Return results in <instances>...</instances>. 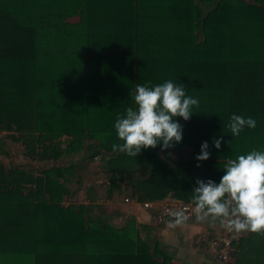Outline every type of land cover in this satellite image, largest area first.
<instances>
[{"label": "trees", "instance_id": "trees-1", "mask_svg": "<svg viewBox=\"0 0 264 264\" xmlns=\"http://www.w3.org/2000/svg\"><path fill=\"white\" fill-rule=\"evenodd\" d=\"M167 80L199 101L189 120L174 118L182 141L136 157L114 152L123 143L114 124L136 107V86ZM233 114L255 128L232 136ZM0 132V154L8 136L54 162L35 170L0 160V251L31 252L37 264H171L136 218L117 225L95 200H72L74 178L102 156L104 195L134 189L142 203L193 202L197 179L219 183L228 160L264 151V0H0ZM205 141L210 156L198 161ZM235 244L236 264H264V234Z\"/></svg>", "mask_w": 264, "mask_h": 264}, {"label": "clouds", "instance_id": "clouds-1", "mask_svg": "<svg viewBox=\"0 0 264 264\" xmlns=\"http://www.w3.org/2000/svg\"><path fill=\"white\" fill-rule=\"evenodd\" d=\"M134 102L136 107H128L126 114L118 116L114 127L122 144H113L114 152H125L136 157L142 149H162L173 147L182 141V125L175 117L189 120L193 107L199 106L198 99L186 94L181 83L167 80L154 86L137 85ZM256 120L233 114L229 129L232 136H238L247 128H255ZM217 149L221 139L214 138ZM208 142L201 145L198 161L210 156ZM199 166V165H197ZM225 174L219 183L209 179L206 182L197 179L193 189L192 208L198 221L220 224L230 232L237 234L252 232L264 234V151L253 149L246 155L230 159L224 165ZM173 217L170 227L182 225L189 219L184 209L169 210Z\"/></svg>", "mask_w": 264, "mask_h": 264}, {"label": "crops", "instance_id": "crops-1", "mask_svg": "<svg viewBox=\"0 0 264 264\" xmlns=\"http://www.w3.org/2000/svg\"><path fill=\"white\" fill-rule=\"evenodd\" d=\"M186 148H188L186 150H190V147L187 146ZM81 155L85 159L88 157V152ZM89 156L91 155L89 154ZM97 157H93V160H97ZM98 160L99 163L96 166H99L98 170L102 173V175L100 174L102 181L96 180V183H92V181L81 191V195L84 196V203H89L90 198L95 200L102 210L104 218L117 225H124L129 217L136 218L140 225L145 226V234L150 239H157L159 247L171 257V264H220L215 248L209 244L210 240L221 236L224 232V228L219 221H198L194 217V219L176 227H170V222L173 220L165 224H159L157 213L161 205L169 200L180 199L167 197L163 200L147 201L152 202L153 205L152 207H145L144 203L136 199L134 189H130L131 191L121 189L120 191H116L113 197L106 196L103 194V188L104 182L107 179L109 166L104 157L100 156ZM89 169L90 165H88L87 170ZM126 198L133 199V201H126ZM246 233H235L236 239L238 236ZM204 239L206 241L202 243ZM48 258L49 254H46L45 259L47 260ZM0 264L37 263L34 261V255L31 252L19 254L16 252L0 251Z\"/></svg>", "mask_w": 264, "mask_h": 264}, {"label": "rangeland", "instance_id": "rangeland-1", "mask_svg": "<svg viewBox=\"0 0 264 264\" xmlns=\"http://www.w3.org/2000/svg\"><path fill=\"white\" fill-rule=\"evenodd\" d=\"M75 20L78 21L80 20V18L78 16L75 17ZM81 65V69L83 70L84 67V63L80 62ZM56 69H59V71H63L64 67L61 65H59V67H56ZM74 83V94L72 96L73 100L78 102L79 101V97H78V93L81 94V90L84 89V85H85V80L84 77L82 76V71H77V74L75 76V79L73 80ZM6 133L4 132H0V138L5 135ZM7 140V145H6V149L8 151H6L5 153L0 154V160L4 162L5 165H17V166H23L26 168H32V169H44V168H49L52 166V164L54 163L53 161H49V160H43V159H36V158H32L31 156H28L24 153V146L20 141H15L13 140V138L11 137H6ZM66 145V143L63 142L62 147H64ZM83 154V153H82ZM89 152H88V157H86V159L89 158ZM84 158H82L81 154H75V155H68L62 159L59 160L60 164H64L66 166H68L69 164H71V162H81ZM90 160V161H89ZM88 163L90 165V169L86 170L88 172L86 173H82L83 175L80 177H83L84 180V184H80L79 181L76 184V180H78L80 177L74 178V184L76 185L75 188L79 187L77 190H73L74 193H72V200H76L79 201L81 203H84V196L81 195V191L88 186L89 183H96V180H101L102 178L101 175L102 173H100V171L98 170L99 166V160H93L91 158H89ZM87 162V161H86ZM88 169V167H87ZM101 174V175H100ZM76 179V180H75ZM99 183V182H98ZM98 185V184H97ZM74 200V201H75ZM104 210H106L104 208Z\"/></svg>", "mask_w": 264, "mask_h": 264}, {"label": "built area", "instance_id": "built-area-1", "mask_svg": "<svg viewBox=\"0 0 264 264\" xmlns=\"http://www.w3.org/2000/svg\"><path fill=\"white\" fill-rule=\"evenodd\" d=\"M100 156L97 157L99 159ZM126 201H133V199L126 198ZM152 202H145V207H152ZM195 205L192 202H186L181 200H169L164 202L158 210L157 221L159 224H165L166 222L173 220L174 218L168 215L169 210L184 209L186 214L189 215V220L194 219L195 215L192 213V208ZM221 236L215 237L209 241V244L215 248L220 264H236L237 259V247L235 244L236 234L228 231L225 227ZM206 239L203 240L204 243ZM208 243V241H207Z\"/></svg>", "mask_w": 264, "mask_h": 264}]
</instances>
